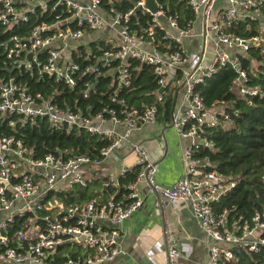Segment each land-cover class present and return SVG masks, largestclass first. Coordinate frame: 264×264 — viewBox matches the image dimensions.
Returning <instances> with one entry per match:
<instances>
[{"label": "built area", "instance_id": "built-area-1", "mask_svg": "<svg viewBox=\"0 0 264 264\" xmlns=\"http://www.w3.org/2000/svg\"><path fill=\"white\" fill-rule=\"evenodd\" d=\"M217 0H184L190 12L201 15L203 48L188 54L182 40L191 37L192 22L180 27L172 15H166L159 0H153L155 14L143 9V0L130 10L118 13L109 10V20L102 16L100 0H0V28L10 30L27 22L34 14L54 15L52 24L33 26L26 34H12L0 44L4 57V74H26L35 81L47 80L50 89L31 93L21 82L10 77L0 79V123L14 131L18 123L33 125L44 121L52 130L80 129L106 139L109 144L91 161L86 155H71L67 149L54 148L35 157L32 148L14 135L0 133V264H105L120 254L119 226L136 212L142 202L133 189L144 184L146 193L155 197L161 206L174 201L188 204L199 228L211 242L208 260L203 264H237L240 252L256 254L264 249V214H254L249 220L227 225L225 212L215 214L211 203L228 190L221 176L202 173L199 161L193 159L200 149L210 148L204 131L228 121L225 103L215 102L204 107L195 91L197 85L229 68L235 73L230 91L238 98L258 95L257 88L246 87V74L239 56L263 41L258 35L249 40L237 37L232 29L238 22L249 19L264 26V0H225L224 8L214 9ZM135 9L147 12L151 24L142 35L128 26ZM59 12V13H58ZM58 13V14H57ZM63 16V18H61ZM162 33V41L173 49H156L153 30ZM104 34L82 44L84 36ZM211 34L213 49L207 56L204 44ZM28 56H31L28 58ZM82 64H78V62ZM147 65L156 80V101L173 97L169 126L180 141L185 168L169 187L155 181L156 166L145 153L133 147L136 156L131 166H120L115 176H94V168H103L131 132L156 123L155 106L137 110L118 98L121 89L131 86L136 67ZM111 77L108 101L118 109L102 107L94 115L91 108L85 113L57 103L62 94L59 88L72 90L82 86V98L88 97L93 83L84 77ZM79 83H78V82ZM158 89H162L157 93ZM137 167L134 182L119 185V179ZM99 180L106 189H127L120 200L113 196L105 200L65 204L67 195L84 189ZM105 189V190H106ZM166 264H175L179 252L168 226H163Z\"/></svg>", "mask_w": 264, "mask_h": 264}, {"label": "trees", "instance_id": "trees-1", "mask_svg": "<svg viewBox=\"0 0 264 264\" xmlns=\"http://www.w3.org/2000/svg\"><path fill=\"white\" fill-rule=\"evenodd\" d=\"M138 0H120L110 8L108 0H100V8L109 12L114 10L125 13L130 10ZM166 15L176 18L180 27L193 21L194 15L186 6L184 0H159ZM59 13V12H58ZM57 13V14H58ZM27 22L16 25L10 30L0 28V44L12 34H26L33 26L41 23L52 24L56 20L54 15L46 13L34 14ZM63 18V16L61 17ZM128 26L136 33L142 35L151 24V16L142 10L135 9L129 17ZM233 33L242 40H249L260 33L258 22L246 19L238 22L232 29ZM154 41L158 51L162 49L172 50L171 44L162 41V33L155 28L153 30ZM97 44L91 45L94 50ZM241 68L246 74V87L257 88L258 95L254 97L238 98L230 91V83L235 78V73L229 68L220 69L216 74L206 79L203 84L197 85L195 91L201 97L204 107L209 108L215 102L225 103V111L228 121L218 127L204 131L210 148L200 149L192 158L199 161V170L202 173L214 172L221 176L229 185L227 192L217 201L211 203L215 214L225 212L227 225L242 218L249 220L254 214H264V56L260 47L250 48L243 57L239 56ZM255 64L251 66L250 62ZM78 62V61H76ZM78 64H82L78 62ZM4 57L0 50V79L6 82L14 77L16 82L26 84L31 93L50 89L47 80L35 81L26 74L17 75L16 72L4 74ZM131 86L121 89L118 98L125 100L129 107L141 110L143 107L155 106L157 109L156 123L169 122L173 97H162V103L156 101V80L147 65L132 63ZM85 82H91L92 89L88 91V97L82 98V86L77 84L72 90L59 88L62 92L57 97V103L63 108L65 105L70 110L85 113L91 108L90 114L94 115L102 107L118 109L117 105L108 101L112 87L111 77L95 78L84 77ZM78 82V81H77ZM79 83V82H78ZM65 104V105H64ZM7 120H15L10 117ZM7 120L0 123V133L14 135L23 141L24 145L32 148L35 157H38L54 148L67 149L71 155H86L91 161L98 158V152L106 147L109 142L96 135H90L80 129L52 130L44 121H36L33 125L18 123L15 130L7 127ZM138 168L134 167L126 174V179H119V185L125 182H134ZM94 188V189H92ZM101 183L99 180L84 189H75L71 195H67L65 204L86 202L93 199L105 200L113 196L114 200H120L127 189H106L100 193ZM237 264H264V249L261 248L256 254L240 252Z\"/></svg>", "mask_w": 264, "mask_h": 264}, {"label": "crops", "instance_id": "crops-1", "mask_svg": "<svg viewBox=\"0 0 264 264\" xmlns=\"http://www.w3.org/2000/svg\"><path fill=\"white\" fill-rule=\"evenodd\" d=\"M120 0H108L110 8ZM132 1V0H127ZM225 0H217L214 9L224 8ZM102 16L109 20V15L102 10ZM201 15L194 16L191 37L182 40L181 46L188 53H196L203 48L201 38ZM104 34H90L82 38V44H93L94 37L102 39ZM204 44L207 56L213 49L212 36H207ZM185 142L177 139L174 131L167 123H155L151 126L131 132L121 143V147L112 155L107 164L118 167H129L136 156L133 147L141 149L147 160L156 166L155 181L159 185L169 187L182 176L185 168L183 149ZM130 155L127 164H123L124 156ZM200 172V170H198ZM141 199L140 208L122 222L120 230L121 254L112 262L105 264H166L163 244V226H168L179 252L175 264H203L208 260V249L211 242L192 217L188 204L174 201L161 206L158 200L146 193L144 184H137L133 188Z\"/></svg>", "mask_w": 264, "mask_h": 264}, {"label": "rangeland", "instance_id": "rangeland-1", "mask_svg": "<svg viewBox=\"0 0 264 264\" xmlns=\"http://www.w3.org/2000/svg\"><path fill=\"white\" fill-rule=\"evenodd\" d=\"M259 28H260L259 36L263 40L259 44V47H260L261 53L264 56V26H263L262 23L259 25ZM250 64H251V66L255 67V64L252 61L250 62ZM130 158H131L130 155L129 156H128V154L125 155L124 156V160H123V164H127ZM102 167L103 168H100V169H95L94 168V174L93 175L97 176L100 179H102L103 175L115 176L119 172V167L116 164H104ZM92 189H94V188H92Z\"/></svg>", "mask_w": 264, "mask_h": 264}, {"label": "water", "instance_id": "water-1", "mask_svg": "<svg viewBox=\"0 0 264 264\" xmlns=\"http://www.w3.org/2000/svg\"><path fill=\"white\" fill-rule=\"evenodd\" d=\"M143 9L147 10L150 14L156 13V8L153 0H143ZM31 56H28L30 58ZM162 89H158L157 93H160ZM105 182V178H102V183ZM105 185H102L100 193H103L105 191Z\"/></svg>", "mask_w": 264, "mask_h": 264}]
</instances>
